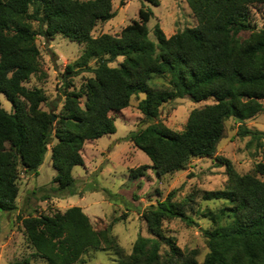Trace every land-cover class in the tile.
<instances>
[{"label": "trees", "instance_id": "16d2710c", "mask_svg": "<svg viewBox=\"0 0 264 264\" xmlns=\"http://www.w3.org/2000/svg\"><path fill=\"white\" fill-rule=\"evenodd\" d=\"M146 1L160 5V0ZM187 2L197 26L171 37L157 26L156 45L149 36L153 12L148 8H141L139 20L126 26L120 36L94 37L99 23L116 16L113 0H0V95L13 106L9 113L0 102L1 212L18 209L21 170L38 176L49 149L58 173L53 180L56 192L74 194L73 169L84 165L85 143L116 134L110 114L127 109L134 95L145 94L139 109L151 124L132 133L130 140L148 156L158 177L186 170L193 159L213 157L229 119L244 123L264 112V0ZM254 6L263 10L261 27L251 16ZM246 32L248 38L242 39ZM39 35L48 40L62 35L84 44L82 56L65 72L73 77L94 74L80 91H71L64 79L65 102L59 113L55 108L43 110L44 91L26 86L40 69ZM118 58L124 60L111 67ZM92 62L96 68L90 67ZM153 76L166 78L168 87L153 88ZM186 97L194 102L212 98L215 103L194 110L184 131L175 132L160 122V109ZM238 135L251 137L249 145L256 143L264 158L263 131L242 126ZM225 165V188L204 192L205 201L226 202L202 215L211 221V227L203 231L209 252L202 264H264V163L258 165L262 179L240 175L228 161ZM148 168L132 169L130 179L145 176ZM175 195L173 191L156 208L143 212L150 237L139 236L130 255L111 229H94L80 207L23 218L32 256L46 264H76L100 250L115 254L120 264H199L198 250L183 251L165 234V221L195 224L184 204L174 201ZM163 243L170 248L165 253Z\"/></svg>", "mask_w": 264, "mask_h": 264}, {"label": "rangeland", "instance_id": "374dc122", "mask_svg": "<svg viewBox=\"0 0 264 264\" xmlns=\"http://www.w3.org/2000/svg\"><path fill=\"white\" fill-rule=\"evenodd\" d=\"M141 8H148L153 12L148 28L150 39L156 45L157 26L167 37L197 26L196 17L187 0H160V5L156 7L146 0H113V12L116 16L106 23H99L92 35L120 36L126 26L139 20ZM251 12L253 21L261 27L262 8L254 6ZM33 27L38 29L36 23H33ZM248 36L249 33L246 32L241 38L246 39ZM36 43L41 52L40 69L26 86L30 89H42L47 98L42 109L50 111L55 108L59 113L65 102L61 92L64 79L70 82L71 91H80L94 74L83 72L73 77L65 72L67 65L73 64L82 56L84 44L72 42L62 35L49 40L39 35ZM123 60L118 58L110 66L118 67ZM90 67L96 68V63L92 62ZM150 85L155 89H166L168 80L153 76ZM144 99L145 94L134 95L127 109L110 114L115 119L116 134L85 143L81 152L84 165L73 169L74 194L56 192L58 185L53 180L58 173L52 164L51 149L39 168L38 176L21 170L18 209L10 213L0 211V264H46L32 256L33 250L27 242L23 218L53 216L56 212H65L71 207L82 208L97 231L111 229L126 254L130 255L139 236L150 237L142 217L143 212L148 208H156L173 191H176L174 201L184 204L185 213L195 224L189 226L181 219L168 220L163 225L165 234L175 239L183 251L198 250V263H203L209 252L203 231L211 227V221L202 215L206 209L221 208L226 202L205 201L204 192L225 188L228 182L225 161L230 162L240 175L255 174L262 179L258 170V165L264 163L261 151L256 143L249 145L251 137H240L238 134L242 126L264 132V112L244 123L229 119L224 137L213 157L193 159L186 170L158 177L150 168L152 163L148 156L130 140L132 133L151 124L139 109V104ZM0 102L7 112H13L12 103L4 95H0ZM214 103L212 98L203 102H194L188 97L177 99L161 107L159 120L171 130L182 132L194 110ZM85 104L84 97L81 99V106L84 107ZM262 104L264 106V101ZM55 143L51 144V148ZM142 166L149 167L145 176L130 179V171ZM169 249L163 243L161 252L165 253ZM76 264L120 262L110 251L93 250Z\"/></svg>", "mask_w": 264, "mask_h": 264}]
</instances>
